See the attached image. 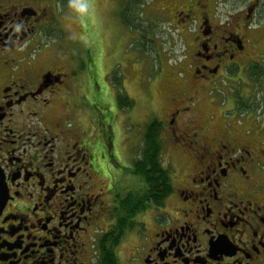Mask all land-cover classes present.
Wrapping results in <instances>:
<instances>
[{
	"label": "flooded vegetation",
	"instance_id": "af4514ba",
	"mask_svg": "<svg viewBox=\"0 0 264 264\" xmlns=\"http://www.w3.org/2000/svg\"><path fill=\"white\" fill-rule=\"evenodd\" d=\"M218 2L156 9L183 43L163 88L178 160L159 204L118 220L145 130L124 133L117 98L87 105L54 6L0 0V264H264V0Z\"/></svg>",
	"mask_w": 264,
	"mask_h": 264
},
{
	"label": "rangeland",
	"instance_id": "374dc122",
	"mask_svg": "<svg viewBox=\"0 0 264 264\" xmlns=\"http://www.w3.org/2000/svg\"><path fill=\"white\" fill-rule=\"evenodd\" d=\"M44 1L54 6L59 15L58 48L62 58L87 68L94 93L87 105L98 113L111 107L115 98H123V104L118 106L122 113L130 115L131 124L123 129L125 134L138 133L140 129L143 135L151 119L161 123L160 158L168 169L176 168L178 158L166 138L167 93L163 88L168 77L179 69L183 43L156 10L169 0ZM224 1L219 0L217 11L225 8ZM148 99L151 106L144 104ZM142 140L140 135L139 141ZM124 150L122 147V153ZM122 166L126 167L122 178L139 182L138 178L127 174L131 164Z\"/></svg>",
	"mask_w": 264,
	"mask_h": 264
},
{
	"label": "trees",
	"instance_id": "16d2710c",
	"mask_svg": "<svg viewBox=\"0 0 264 264\" xmlns=\"http://www.w3.org/2000/svg\"><path fill=\"white\" fill-rule=\"evenodd\" d=\"M118 105L123 104V98H117ZM161 123L153 121L146 126L140 157L132 167V174L138 178L136 189L128 191L119 198V211L116 216L132 217L149 207V204H159L162 197L170 191L171 174L161 161L162 141L159 138ZM121 223V221H119ZM125 225L123 222L122 226ZM113 257V254L108 255ZM110 264L111 261H107Z\"/></svg>",
	"mask_w": 264,
	"mask_h": 264
},
{
	"label": "water",
	"instance_id": "95a60500",
	"mask_svg": "<svg viewBox=\"0 0 264 264\" xmlns=\"http://www.w3.org/2000/svg\"><path fill=\"white\" fill-rule=\"evenodd\" d=\"M1 200V199H0Z\"/></svg>",
	"mask_w": 264,
	"mask_h": 264
}]
</instances>
